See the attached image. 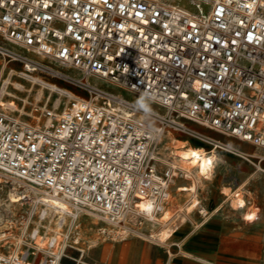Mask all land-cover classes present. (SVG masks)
<instances>
[{"label": "built area", "instance_id": "obj_1", "mask_svg": "<svg viewBox=\"0 0 264 264\" xmlns=\"http://www.w3.org/2000/svg\"><path fill=\"white\" fill-rule=\"evenodd\" d=\"M8 63L48 91L27 111L2 100ZM190 123L264 149V0H0V170L42 206L0 264H93L82 210L119 225L144 198L160 212L181 176L157 156L164 131L223 148Z\"/></svg>", "mask_w": 264, "mask_h": 264}, {"label": "rangeland", "instance_id": "obj_2", "mask_svg": "<svg viewBox=\"0 0 264 264\" xmlns=\"http://www.w3.org/2000/svg\"><path fill=\"white\" fill-rule=\"evenodd\" d=\"M9 67L15 68L17 72L20 70L17 63L7 64L3 78L8 79L6 92L11 93V96L4 94L2 100H15L19 106L24 104V110L27 111L30 103L36 101L41 94L47 95L48 91L41 84L18 73L9 75ZM14 83L21 87L16 88ZM59 83L75 90L64 82ZM56 97L52 93L49 104ZM190 125L219 140L224 149L186 134L171 131L172 135L175 134L173 136L189 145H202L209 150H217L227 160L225 168L222 167L214 173L216 177L214 176L213 181L204 182V189H199L196 193L207 214L199 212L197 207L188 214L183 213L188 197L182 188L189 180L177 175L169 186V198L164 205L167 210L161 216L159 212L156 214L157 218H161L158 223L152 224L140 214L139 217H130L124 225H112L98 217L79 214L77 223L80 236L77 246L86 249L81 260L93 264H211L209 261L215 264H264V149L194 123ZM167 141L162 134L156 145L162 166L168 164L169 160L173 161L169 157V148L165 149L164 143ZM254 151L257 156L250 154ZM251 174L250 182L243 191L247 202L253 204L251 212L234 209L229 200L220 194V187L224 184L233 189L244 177ZM14 185L0 179V250L3 251L12 247L21 236L26 212L34 210L26 228L27 233L39 224L38 212L42 208L40 204L35 206L27 199L10 205L7 195ZM233 196H236L235 193ZM43 223L46 224L42 221ZM50 227H53L52 222ZM162 228L173 230L172 235L165 240H161L157 234ZM194 234L199 238L193 240ZM93 241L98 244L90 246ZM69 254L78 257L76 250H69ZM65 263L73 264L69 259H65Z\"/></svg>", "mask_w": 264, "mask_h": 264}, {"label": "bare ground", "instance_id": "obj_3", "mask_svg": "<svg viewBox=\"0 0 264 264\" xmlns=\"http://www.w3.org/2000/svg\"><path fill=\"white\" fill-rule=\"evenodd\" d=\"M7 78H8V76H7ZM14 84L16 85V88L21 87L18 85V83L17 84L14 83ZM7 95L11 96V93L7 92ZM11 101L12 100L9 99L7 101H4V103H6L7 105L13 106L14 103H12ZM56 103H57V100L55 101V104ZM173 135H175V134H173ZM173 135H172L171 131L163 133V136L165 138H167V140H168L167 143H164V145H166V147L164 145L163 146L165 147V149L169 148V157H171L173 160V161H170V160L168 161V159H167L168 163H170L171 166H174L175 168H178L180 171H182L181 177L184 178V180L185 179L189 180V183H187L186 185H183L184 187L182 188V190L187 192L186 196L188 197L187 203L184 206V212L183 213L188 214V213H190V211H192V209L197 207L199 212L207 214L206 209L202 205V203H201L200 199L197 197L196 193L199 191V189H201V190L204 189L202 187L204 182H206L207 180L213 181V178L216 177V174L214 175V173H216L217 171H220V168H222V167L225 168V166H226L225 164H227V160L225 159L223 154L218 152L217 150H209L207 148H204L202 145H198V146L189 145L186 141L179 140ZM231 148H233V147H231ZM250 154L253 156H257L256 151L251 152ZM177 174L178 173L174 172V175L177 176ZM0 176H1L0 179L2 180V182H5V183L11 182V183L15 184L14 187H12L10 189L11 191L7 195V199H8V202L10 205L14 204V203H21L22 200L26 199V196L29 194L28 192L30 191L29 190L30 187L28 185L23 184L22 182H19L15 179H12L7 173L3 172L2 170H0ZM176 176L171 180V183L174 182V179L176 178ZM251 176H252V174L248 175L247 177H244L240 181V183L236 187H234L233 189H230L227 185H224V184L221 185L220 194H222L223 198L226 197V199L229 200L230 204L233 206L234 209L247 210V212H251V208H252L253 204L251 205L250 202H247V200L245 199V197L243 195V191L246 190L245 187L250 182L249 179ZM178 185L175 186L176 189H177ZM21 188H23L22 191H19V189H21ZM25 192L27 194H24ZM234 193L236 196H233ZM170 198H172V197L170 196ZM44 199H46L47 205L54 210L60 211L61 208L62 209L63 208L68 209L66 202L59 197L45 196ZM254 200H256V199H254ZM167 201H168V199H167ZM135 210L137 212H140L141 215L146 220L151 222L152 224L158 223L157 221L159 219H161V218L156 217L157 212L155 211V205L150 198H144V199L137 201ZM166 210L167 209L165 208V206H163L162 210L159 212L160 216L163 213H165ZM82 211L85 214H89V215L98 217V215L95 212H92L90 210H82ZM179 215H181V214H179ZM112 225H118V224L113 223ZM23 226H24V224H23ZM159 231H160V233H159ZM172 233H173V230L171 228H162L161 230H158V232H157V234L161 240H165V239L169 238L172 235ZM78 236H80V234ZM13 244H15V243H13ZM97 244L98 243L93 241L89 245L94 246ZM87 247H88L87 249H89V246H87ZM81 249L83 250V253L86 250L84 247H82ZM209 263L215 264V263L210 262V261H209Z\"/></svg>", "mask_w": 264, "mask_h": 264}, {"label": "crops", "instance_id": "obj_4", "mask_svg": "<svg viewBox=\"0 0 264 264\" xmlns=\"http://www.w3.org/2000/svg\"><path fill=\"white\" fill-rule=\"evenodd\" d=\"M191 234V233H190ZM199 238V236L198 235H196V234H194V236L192 237V239L194 240V239H198ZM169 262H167V264H168Z\"/></svg>", "mask_w": 264, "mask_h": 264}, {"label": "clouds", "instance_id": "obj_5", "mask_svg": "<svg viewBox=\"0 0 264 264\" xmlns=\"http://www.w3.org/2000/svg\"><path fill=\"white\" fill-rule=\"evenodd\" d=\"M140 106H141V107H144V104H143V102H142V101L140 102Z\"/></svg>", "mask_w": 264, "mask_h": 264}, {"label": "snow or ice", "instance_id": "obj_6", "mask_svg": "<svg viewBox=\"0 0 264 264\" xmlns=\"http://www.w3.org/2000/svg\"><path fill=\"white\" fill-rule=\"evenodd\" d=\"M105 2H106V0H105ZM233 43H235V41H233Z\"/></svg>", "mask_w": 264, "mask_h": 264}]
</instances>
